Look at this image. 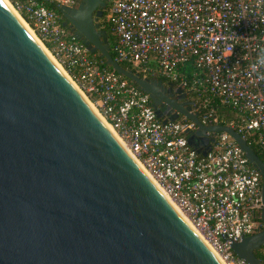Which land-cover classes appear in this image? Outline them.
I'll return each mask as SVG.
<instances>
[{
  "label": "water",
  "instance_id": "95a60500",
  "mask_svg": "<svg viewBox=\"0 0 264 264\" xmlns=\"http://www.w3.org/2000/svg\"><path fill=\"white\" fill-rule=\"evenodd\" d=\"M108 0L61 6L90 53L147 93L163 122L186 117L198 154L225 131L261 174L260 232L231 249L263 264L264 161L233 128L205 125L187 93L141 77L110 53L99 19ZM0 264H223L100 120L89 102L0 0Z\"/></svg>",
  "mask_w": 264,
  "mask_h": 264
},
{
  "label": "built area",
  "instance_id": "2783aa9c",
  "mask_svg": "<svg viewBox=\"0 0 264 264\" xmlns=\"http://www.w3.org/2000/svg\"><path fill=\"white\" fill-rule=\"evenodd\" d=\"M9 1L215 255L249 264L231 244L262 229V178L232 136L209 132L211 147L198 154L185 133L193 121L163 122L147 93L100 66L61 25L70 0ZM106 18L117 62L174 82L203 124L229 126L264 152V0H111Z\"/></svg>",
  "mask_w": 264,
  "mask_h": 264
},
{
  "label": "trees",
  "instance_id": "16d2710c",
  "mask_svg": "<svg viewBox=\"0 0 264 264\" xmlns=\"http://www.w3.org/2000/svg\"><path fill=\"white\" fill-rule=\"evenodd\" d=\"M110 2L111 0L109 1V3L107 4L106 8L104 9V13H103V16L99 19V22L101 24V27L103 29L106 30L107 32V37H108V44H109V47H110V53L113 57H115V54H114V51H113V44H114V41H115V36L114 34L112 33V30H111V25L109 24L107 18H106V14H107V10H108V7L110 5ZM61 23V21H60ZM62 25V23H61ZM65 28V27H64ZM67 29V28H65ZM68 30V29H67ZM47 47L50 46V44H45ZM96 57L95 59L97 60V62L100 64V66L102 67H105L107 69H110L112 70V68L110 66H108L107 64H105L104 62V59H102L98 53L94 54ZM121 65L125 68H129L131 69L134 73H138L141 77H153V76H150V75H146L145 73L141 72V71H138L137 69L133 68L131 65L129 64H125V63H121ZM66 68V67H65ZM70 71V70H69ZM159 79H162L163 82H166V83H170L168 80L166 81L165 79L163 78H160V77H157ZM129 81V80H128ZM131 84L135 85L133 82L129 81ZM173 85H175L174 82H172ZM217 114H225L226 117H228L229 119L234 117L233 114H235V111H233L232 109L228 108V107H224L222 105H218L217 106ZM246 141L247 143H249V146L253 149V151L259 156V158L264 161V152L262 151V149L259 147L258 144H256L255 142L251 141L250 138H246ZM263 248L264 246H262L259 250L255 251V254L257 255V257H259L263 264H264V255H263Z\"/></svg>",
  "mask_w": 264,
  "mask_h": 264
},
{
  "label": "bare ground",
  "instance_id": "6f19581e",
  "mask_svg": "<svg viewBox=\"0 0 264 264\" xmlns=\"http://www.w3.org/2000/svg\"><path fill=\"white\" fill-rule=\"evenodd\" d=\"M4 3L13 11V13L17 16V18L23 23V25L26 27V29L28 30V32L35 38V40H37V42L46 50L47 54L50 56V58L54 61V63L57 65V67L63 71L67 77L69 78V80L78 88V90L83 94V96L86 98V100L89 102L91 108L94 110V112L97 114V116L100 118V120L105 124V126L111 131V133L117 138V140L122 144V146L127 150V152L133 157V159L139 164V166L145 171V173L148 175V177L152 180V182L155 184V182L153 181V179L151 178V176L146 172L144 166L141 164V162L138 160V158H136L127 148L126 143L123 141V139L121 138V136L116 132V130L112 127V125L110 123H108V121L104 118V116L102 114H100V112H98L95 108L94 105H92V103L89 101V99L86 97V95L84 94V92L79 88V86L74 82V80L70 77V75L68 73H66L67 71L64 70V68H62V66H60V64L56 61V59L50 54V52L48 51V49L46 48V46L44 45V43L42 42V40L37 36V34L33 31V29L30 27L29 24H27V22L22 18V16L15 10V8L12 6V4L10 3L9 0H3ZM156 185V184H155ZM157 186V185H156ZM167 198V197H166ZM168 199V198H167ZM171 202V201H169ZM171 204L174 206V208L180 213V215L184 218V220H186L187 224L196 232V234L202 238L203 236L196 230L193 228V225L189 222V220L187 219V217L171 202ZM206 243V241H205ZM207 244V243H206ZM208 245V244H207ZM216 256L219 258V256L216 254ZM220 259V258H219ZM223 263V262H222ZM224 264V263H223Z\"/></svg>",
  "mask_w": 264,
  "mask_h": 264
},
{
  "label": "flooded vegetation",
  "instance_id": "af4514ba",
  "mask_svg": "<svg viewBox=\"0 0 264 264\" xmlns=\"http://www.w3.org/2000/svg\"><path fill=\"white\" fill-rule=\"evenodd\" d=\"M82 0H70V3L68 5H65V6H69V7H77L80 3H81ZM110 0L107 1V4L109 3ZM107 6V5H106ZM106 8V7H105ZM104 8V9H105ZM58 16H59V19L61 21V23L63 24L65 22V19L62 17L61 13L59 12L58 10ZM67 28L69 31H70V27H65Z\"/></svg>",
  "mask_w": 264,
  "mask_h": 264
},
{
  "label": "rangeland",
  "instance_id": "374dc122",
  "mask_svg": "<svg viewBox=\"0 0 264 264\" xmlns=\"http://www.w3.org/2000/svg\"><path fill=\"white\" fill-rule=\"evenodd\" d=\"M46 46V45H45ZM47 47V46H46ZM48 51L50 52V54L53 56V54H52V52L48 49ZM91 55H93V54H91ZM94 57H96L95 55H93ZM54 58H55V56H53ZM56 59V58H55ZM56 61L60 64V66H62V68H64V70L65 71H67L66 70V68H65V66L62 64V63H60L59 62V60H57L56 59ZM66 73H68L69 75H70V77L72 78V74H71V72L69 71H67ZM73 79V78H72ZM163 79H165L166 81H167V79L166 78H163ZM74 80V79H73ZM75 82V81H74ZM76 83V82H75ZM166 83V82H165ZM77 84V83H76ZM85 94V93H84ZM86 95V94H85ZM87 97V96H86ZM88 98V97H87ZM88 99H90V98H88ZM91 103H92V105H94V103L92 102V100H89ZM94 108L99 112V110L96 108V106L94 105Z\"/></svg>",
  "mask_w": 264,
  "mask_h": 264
},
{
  "label": "clouds",
  "instance_id": "9594fccd",
  "mask_svg": "<svg viewBox=\"0 0 264 264\" xmlns=\"http://www.w3.org/2000/svg\"><path fill=\"white\" fill-rule=\"evenodd\" d=\"M261 64H264V57H262L259 61Z\"/></svg>",
  "mask_w": 264,
  "mask_h": 264
},
{
  "label": "crops",
  "instance_id": "0c3cea01",
  "mask_svg": "<svg viewBox=\"0 0 264 264\" xmlns=\"http://www.w3.org/2000/svg\"><path fill=\"white\" fill-rule=\"evenodd\" d=\"M182 118V117H181Z\"/></svg>",
  "mask_w": 264,
  "mask_h": 264
}]
</instances>
